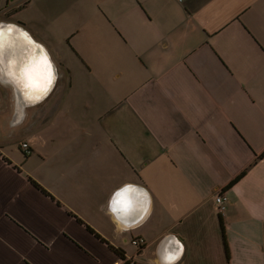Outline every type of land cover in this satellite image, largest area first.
I'll list each match as a JSON object with an SVG mask.
<instances>
[{
    "label": "crops",
    "instance_id": "0c3cea01",
    "mask_svg": "<svg viewBox=\"0 0 264 264\" xmlns=\"http://www.w3.org/2000/svg\"><path fill=\"white\" fill-rule=\"evenodd\" d=\"M0 27L17 38L0 48V264H264V0H0ZM76 76L83 114L63 105ZM127 185L148 207L118 217Z\"/></svg>",
    "mask_w": 264,
    "mask_h": 264
},
{
    "label": "rangeland",
    "instance_id": "374dc122",
    "mask_svg": "<svg viewBox=\"0 0 264 264\" xmlns=\"http://www.w3.org/2000/svg\"><path fill=\"white\" fill-rule=\"evenodd\" d=\"M57 42L60 46H62V48L66 47V45H69L68 42H63L61 39H58ZM70 42H72V41H70ZM62 48L60 50H62ZM70 66H71V68L73 67L72 70L74 71L75 67L72 64H70ZM81 78L82 79L79 80L76 76V79H75L76 94H74V95L68 94V95L64 96V99H63V105L66 108V110H71L75 114H76V107L77 106L80 109V112H77L78 114L79 113L83 114L85 112V110H86V107H85L86 104L85 103L89 102V100H91V95H90L88 90L91 89V87H94V85L93 86L91 85V82L88 80V78H86V77H81ZM81 85H82L83 90L80 91L79 86L81 88ZM95 86L97 87V91L101 94L99 96H103L102 98H104V96L106 94H108L107 93L108 87H107V85H105L104 81L95 84ZM17 157L19 159H22V162H23L22 170L24 171L25 159L19 150L17 151ZM23 176H25L24 173H23ZM27 184L30 185L28 182H27ZM52 186H53L52 190L54 191V193L57 195V197L59 199H67L68 197L71 196L70 192L61 191V190H59V188L54 187L55 185H52Z\"/></svg>",
    "mask_w": 264,
    "mask_h": 264
},
{
    "label": "water",
    "instance_id": "95a60500",
    "mask_svg": "<svg viewBox=\"0 0 264 264\" xmlns=\"http://www.w3.org/2000/svg\"><path fill=\"white\" fill-rule=\"evenodd\" d=\"M1 28L3 27H0V29ZM16 39L13 37L12 33L8 31V29L3 28V36H2L3 42H15ZM52 76H55L54 70H52ZM42 98H44V96L39 97V99ZM139 201H141L140 203H142L144 207L147 209L149 198L146 191L135 185H127L118 192L117 199L115 200L114 203L115 212L117 213L118 217H121L122 213L130 212V210L135 209ZM125 205L127 206V208L125 207Z\"/></svg>",
    "mask_w": 264,
    "mask_h": 264
},
{
    "label": "built area",
    "instance_id": "2783aa9c",
    "mask_svg": "<svg viewBox=\"0 0 264 264\" xmlns=\"http://www.w3.org/2000/svg\"><path fill=\"white\" fill-rule=\"evenodd\" d=\"M21 149L27 153H30V149L27 143H22L21 144ZM215 203H216V207L218 212L224 216V213L227 209V205L229 204V198L228 196L224 193V192H220L218 194L215 195ZM134 245L138 246L139 248H141L144 244V240H134L133 242Z\"/></svg>",
    "mask_w": 264,
    "mask_h": 264
},
{
    "label": "snow or ice",
    "instance_id": "6c2138e0",
    "mask_svg": "<svg viewBox=\"0 0 264 264\" xmlns=\"http://www.w3.org/2000/svg\"><path fill=\"white\" fill-rule=\"evenodd\" d=\"M2 36H3V30H0V48H2ZM51 81L49 80V83ZM46 90V89H45Z\"/></svg>",
    "mask_w": 264,
    "mask_h": 264
},
{
    "label": "trees",
    "instance_id": "16d2710c",
    "mask_svg": "<svg viewBox=\"0 0 264 264\" xmlns=\"http://www.w3.org/2000/svg\"><path fill=\"white\" fill-rule=\"evenodd\" d=\"M31 180V179H30ZM31 182L35 185V186H39L38 184H36V182L35 181H32L31 180ZM220 218L223 220V216L220 214ZM223 223V222H222Z\"/></svg>",
    "mask_w": 264,
    "mask_h": 264
},
{
    "label": "flooded vegetation",
    "instance_id": "af4514ba",
    "mask_svg": "<svg viewBox=\"0 0 264 264\" xmlns=\"http://www.w3.org/2000/svg\"><path fill=\"white\" fill-rule=\"evenodd\" d=\"M0 30H3V28L2 29H0ZM9 31V30H8ZM3 42V41H2Z\"/></svg>",
    "mask_w": 264,
    "mask_h": 264
}]
</instances>
